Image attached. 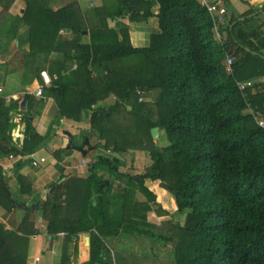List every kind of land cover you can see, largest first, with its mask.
I'll use <instances>...</instances> for the list:
<instances>
[{
  "label": "trees",
  "instance_id": "trees-1",
  "mask_svg": "<svg viewBox=\"0 0 264 264\" xmlns=\"http://www.w3.org/2000/svg\"><path fill=\"white\" fill-rule=\"evenodd\" d=\"M24 1L25 13L11 27L13 37L21 21L28 24L31 52L25 60L51 61L52 85L44 95L55 100L66 119H89L103 154L90 163L86 179L70 181L66 198H59L60 188L53 186L45 200L28 206L15 198L0 168V208L11 213L17 205L25 207L14 230L0 222V264H31L30 238L41 234L34 221L39 210L49 236L64 234L60 264H77L72 258L78 254L74 238L79 233L91 237L90 260L84 264H114L105 244L113 237H147L171 245L174 264H264V128L250 113L264 114V83L255 81L264 77V15H254L259 8L250 6L224 29L220 25L218 38L214 18L200 0H102L87 9L78 1L58 9L51 0ZM153 17L159 32L151 35L148 47H134L123 21L139 24ZM249 81L255 85L241 91L238 84ZM153 93V109L139 102ZM110 97L115 104L99 106ZM43 99L30 95L21 151L7 137L0 141L1 152L28 156L31 163L44 141L34 126ZM8 121L9 108L0 97L4 134ZM156 127L162 132L159 141L168 143L161 148L151 134ZM130 150L149 152L154 164L139 175L122 171ZM100 171L110 178L99 176ZM17 178L19 194H27L26 179ZM147 181L160 189L159 195L169 191L177 212L186 214L184 225L174 224L168 235L150 229L151 203L159 205ZM91 188L95 206L89 201ZM137 193L146 201L136 199Z\"/></svg>",
  "mask_w": 264,
  "mask_h": 264
},
{
  "label": "crops",
  "instance_id": "crops-1",
  "mask_svg": "<svg viewBox=\"0 0 264 264\" xmlns=\"http://www.w3.org/2000/svg\"><path fill=\"white\" fill-rule=\"evenodd\" d=\"M72 1H78L83 9L88 5H92L91 3L97 6L102 4V0H51V5L54 9H58ZM207 2L210 4L215 3L220 8L226 9L227 15L221 24L222 29L225 28L231 17L241 16L249 10L250 6L259 8L258 10L260 11L254 14L259 19H262L264 15L261 10V7L264 6V0H207ZM7 5L8 10L5 11L4 8ZM25 8L26 3L24 0H4L0 3V89L3 90L0 97L6 99L9 108L8 132L4 134L0 130V141L8 137L13 147L21 151L25 140L30 95L34 96L36 101L44 98V106L41 113L34 118V126L38 134L44 138V141L33 151L32 157L44 159L45 162L41 163L38 168H33L31 163L26 162L28 156L7 155L0 151V168L3 169L7 185L15 195V198H20L28 206L37 198L45 200L54 190L53 186L60 188L59 198H66L67 185L70 184V181L72 179H86L89 174L90 163L102 155L103 150L96 148L98 140L90 135L92 128L89 124V119H84L81 122L66 119L61 115L53 98H47L44 93L41 98L35 95L36 90L43 86L40 73L41 71L49 73L51 61L50 58L47 60H25V56L31 52V36L30 27L24 21L18 24L16 35L13 37L11 27L15 23L16 18L23 16ZM153 12L154 14L159 12L157 3H154ZM123 22L130 27V37L134 47H148L151 35L159 32V24L156 17L139 24L128 23L126 20ZM114 25L115 22H111V26ZM150 26H152V29H150ZM222 35L223 39H225L226 33L223 32ZM84 41H89V36H85ZM255 81L263 84L264 77ZM46 88L43 87L44 90ZM26 96L28 97V103L25 109L23 102ZM115 102L116 99L110 97L100 103L99 106L109 107ZM34 108L35 111H38L36 104ZM134 151L140 152L137 150L130 152ZM57 153L58 155H55ZM25 162L26 165L22 170L16 173V167L20 164H25ZM124 164L122 163L121 165ZM135 168L140 169L137 165H135ZM17 176H23L26 179L27 194L25 195L19 194L21 185ZM99 176L110 178L106 171H100ZM150 183L153 182L150 181ZM29 191L31 194H29ZM151 191L153 192L152 188ZM89 193V201L95 206L96 194L94 188H91ZM154 194L156 195V193ZM164 197L156 198V203L160 208L158 206L153 207V203H151L152 211L147 214L150 229L156 235H168L169 233L162 230L159 226H162L163 222H169L171 217L178 213V207L173 196L170 193L169 195L165 193ZM138 199H143L141 200L143 202L147 198ZM40 213L41 210L38 211L37 218L41 217ZM154 214H156L155 221L152 218ZM24 216L25 207L21 205H17L16 209L11 213H6L0 208V222L5 224L6 230H14L18 227ZM41 227L42 225L37 226L41 234L30 238L29 262L31 264H60L64 234L61 233L53 239L52 236L46 233V229L43 230L44 228L42 229ZM90 240L91 237L87 233H79L74 238L78 246V254L72 258L74 263L84 264L90 260ZM105 244L112 254L114 264H140V261L145 260L151 263L152 255L155 253L152 251L153 248L161 247L159 243L153 242L147 237L139 239L113 237L107 238ZM163 246L171 248V245ZM51 247L53 248L51 250L55 249V251L48 252Z\"/></svg>",
  "mask_w": 264,
  "mask_h": 264
},
{
  "label": "rangeland",
  "instance_id": "rangeland-1",
  "mask_svg": "<svg viewBox=\"0 0 264 264\" xmlns=\"http://www.w3.org/2000/svg\"><path fill=\"white\" fill-rule=\"evenodd\" d=\"M87 8H88V6L85 7V9H87ZM126 22H127V20H126ZM150 29H152V26H150ZM142 98H143L142 101L140 99L139 102H144L147 105L151 106V108L153 109L154 108L155 99L157 98V93H153V94H150L147 97H142ZM129 108H131V107H129ZM153 114L155 115L154 118H156V112H154ZM161 134H162V132H160V135ZM90 135H92L91 137H96V139H98V134L94 130H92V133ZM159 138H160V136H159ZM159 138L154 140L156 142V145H157L158 148H161V147L165 146L166 144H168L166 141L164 142V140L160 139V141H159ZM130 151H132V150H130ZM130 151L127 152V154H126L128 156L126 163L124 165H120L119 166L122 169V171L132 172L133 174H138L139 175V174L144 173L146 171V169H149L154 164L152 158L149 155V152L142 151V150H137V151H140V152H136V151L130 152ZM35 160L37 161L38 158H36ZM37 162H38V166L37 167L32 166L33 168H38L39 165L41 163H43V162H40V160H38ZM135 165H137L138 168L140 167V169H136ZM146 186L150 190H151V188L153 189V192L156 193L157 198H165L164 196L159 195V193H158V192H160L159 188L152 187V185L149 184V183H146ZM160 187H161V185H160ZM161 188H163V187H161ZM166 194L169 195L168 191L166 192ZM135 198L138 199V198H145V197H143L140 193H137L135 195ZM138 200H140V199H138ZM141 200H143V199H141ZM153 207H156V206L153 204ZM155 216H156V214L152 215V218H153L154 221H155ZM37 217L38 216H35V219H34V221L36 222V225L39 226V225L43 224V225L46 226V223H45L44 219L42 218V215H41L40 218H37ZM185 219H186V214L185 213H182V214L181 213H176V214H174V216L171 217V220L169 222H166V223L163 222L162 226H159V227L162 230H164V231H166L167 233L170 234V230L172 229L173 225L174 224L184 225ZM45 229L46 228H44L43 230H45ZM159 244L161 245V247H155L152 250L153 252H155L152 255L153 256V259H151L152 262L149 263L150 261H146L145 260V261H140V264H143V263H147V264H174V253H173L174 249H173V246H171V248H168V246H163L161 243H159ZM29 245H30V243H29ZM51 249H53V248L51 247L48 250V252L55 251V249L54 250H51ZM52 255H53V253H52Z\"/></svg>",
  "mask_w": 264,
  "mask_h": 264
},
{
  "label": "built area",
  "instance_id": "built-area-1",
  "mask_svg": "<svg viewBox=\"0 0 264 264\" xmlns=\"http://www.w3.org/2000/svg\"><path fill=\"white\" fill-rule=\"evenodd\" d=\"M202 4L206 5L209 9V12L212 14V17L214 18V22H215V32L218 38H220V25L222 24V22L224 21L226 15H227V11L224 8H220L217 4H210L209 2H207V0H200ZM231 65H232V60L228 59L227 61V67L228 70L231 71ZM40 76L43 80V86H40L36 92L35 95L39 98H41L43 96V87H49L52 85V78L49 75V73L47 71H41ZM255 85V82L253 81H249V82H243V83H239L238 86L240 88L241 91H245L247 88H251ZM3 92L2 89H0V94ZM250 113L254 116L256 122L258 123V125L262 128H264V114L261 112H257L253 109H250ZM32 161H31V165L37 167L38 166V160H40V162H45L44 159H38L37 161L35 160L36 158L31 157ZM83 164H85V162H83ZM42 229L46 228L45 225L42 224Z\"/></svg>",
  "mask_w": 264,
  "mask_h": 264
},
{
  "label": "water",
  "instance_id": "water-1",
  "mask_svg": "<svg viewBox=\"0 0 264 264\" xmlns=\"http://www.w3.org/2000/svg\"><path fill=\"white\" fill-rule=\"evenodd\" d=\"M91 4L93 5V3H91ZM27 103H28V97L26 96V98H25V100L23 102V107L25 109L27 108ZM159 133H160V130H159L158 127L153 128L151 130V134H152V137H153L154 140H156V139L159 138ZM112 156L113 157H116V158H118V159H120L122 161L124 160V158L120 154H118V153H114V154H112ZM137 181H139V180L137 179ZM161 186L164 187V188H166L167 190H169V186L167 184L162 183Z\"/></svg>",
  "mask_w": 264,
  "mask_h": 264
}]
</instances>
